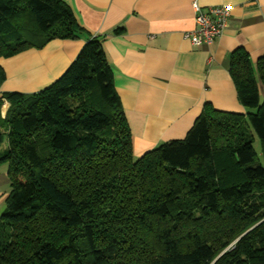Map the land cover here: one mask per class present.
Masks as SVG:
<instances>
[{"label": "trees", "instance_id": "obj_1", "mask_svg": "<svg viewBox=\"0 0 264 264\" xmlns=\"http://www.w3.org/2000/svg\"><path fill=\"white\" fill-rule=\"evenodd\" d=\"M83 32L63 0H0V57ZM102 41L49 86L0 95V264H264V53L229 54L244 113L207 103L135 157Z\"/></svg>", "mask_w": 264, "mask_h": 264}, {"label": "crops", "instance_id": "obj_2", "mask_svg": "<svg viewBox=\"0 0 264 264\" xmlns=\"http://www.w3.org/2000/svg\"><path fill=\"white\" fill-rule=\"evenodd\" d=\"M85 32L52 39L0 57L6 91H39L69 66L89 37H103L115 91L139 157L161 142L182 139L205 104L245 112L229 75V54L243 48L252 63L264 53V0H63ZM230 5L222 34L211 46H195L183 32L194 27L192 3ZM1 99L0 116L8 108ZM9 191L7 164L0 161V215Z\"/></svg>", "mask_w": 264, "mask_h": 264}, {"label": "built area", "instance_id": "obj_3", "mask_svg": "<svg viewBox=\"0 0 264 264\" xmlns=\"http://www.w3.org/2000/svg\"><path fill=\"white\" fill-rule=\"evenodd\" d=\"M192 7L194 27L184 31L183 36L195 46H211L227 25L230 5L208 6L203 9L193 2Z\"/></svg>", "mask_w": 264, "mask_h": 264}, {"label": "rangeland", "instance_id": "obj_4", "mask_svg": "<svg viewBox=\"0 0 264 264\" xmlns=\"http://www.w3.org/2000/svg\"><path fill=\"white\" fill-rule=\"evenodd\" d=\"M18 92H21V91H18ZM260 96L262 97V92H261V95ZM252 111H254V109H252ZM253 146H254L255 149L258 148V140H257L256 137H254Z\"/></svg>", "mask_w": 264, "mask_h": 264}]
</instances>
